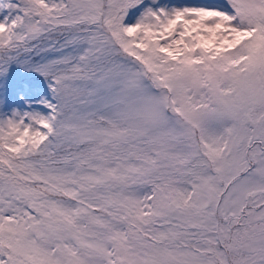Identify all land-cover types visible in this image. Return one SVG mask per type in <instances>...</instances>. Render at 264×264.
Wrapping results in <instances>:
<instances>
[{
    "label": "snow or ice",
    "instance_id": "obj_1",
    "mask_svg": "<svg viewBox=\"0 0 264 264\" xmlns=\"http://www.w3.org/2000/svg\"><path fill=\"white\" fill-rule=\"evenodd\" d=\"M0 264H264V0H0Z\"/></svg>",
    "mask_w": 264,
    "mask_h": 264
}]
</instances>
